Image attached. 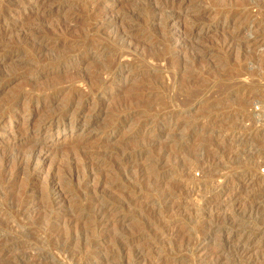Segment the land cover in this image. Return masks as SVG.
I'll return each instance as SVG.
<instances>
[{"label": "rangeland", "instance_id": "obj_1", "mask_svg": "<svg viewBox=\"0 0 264 264\" xmlns=\"http://www.w3.org/2000/svg\"><path fill=\"white\" fill-rule=\"evenodd\" d=\"M52 1L45 13H40L38 18L30 19L29 15L33 10L32 1L27 0L25 6L22 5V9L19 10L15 5L19 4V0H0V28L12 29V32H0V109H2L1 106H4L7 110L6 117L4 116L0 121V144L3 147L18 145V142L20 144L26 142L25 139H34L38 145V151H41V159L39 158L38 162L42 166V170L37 173V180L32 181L28 173L24 174L26 176L22 175L23 177L18 179L20 183L17 181L18 183L16 182L13 189L12 187L6 188L3 194L4 199L0 194V201L7 202L6 195L16 193V191L21 192L24 188L21 186L23 183L27 182L32 187L24 196V203L29 204L27 205V218H13L7 208H5L6 211L0 209L4 211L0 215V264H76L69 262L68 257L83 247H85L88 257L85 256L82 264H264V102L262 99L264 91V0H201L202 2L198 0L201 2L199 7L192 4L189 10L185 11L178 9L177 1L172 0ZM196 1L194 0L193 3ZM193 7L195 8L193 9ZM198 8L214 11L199 15ZM238 11L242 15H239L237 19L233 16ZM106 15L108 16L106 17ZM170 16L175 18L173 20L168 18V20L167 17ZM176 16H180V18L176 19ZM101 17L104 19L103 26L89 28L99 22ZM28 20L30 21L27 22ZM183 20L188 23L185 24ZM232 20L234 25L227 26ZM57 25L61 27L60 32H51V29ZM27 29L28 31H26ZM90 29L95 31L88 32L87 30ZM116 35L126 36V38L119 41ZM36 37L45 38L44 46L47 47L48 53L46 51L42 56L39 54L38 58L31 56V59H34L31 61L30 58H24L22 55L25 56L24 54L32 49L30 48L33 47L31 40ZM232 38L235 39L234 46L226 47L224 42ZM258 41H262L261 44H257ZM95 46H101L104 52L101 55H92L86 61L85 68L81 67L82 56L88 49ZM235 48L237 49L235 50ZM65 52L67 54L72 52L71 56L73 57L63 60L62 66L60 65L57 69L43 66L49 63L52 58ZM156 54L157 56H154ZM115 55L120 59L118 60ZM151 56L159 58L153 60ZM187 60L191 65L193 64L192 66L196 70L190 76V70L194 71V67L184 69L188 72V77L185 76L187 73L182 70V62L187 63ZM40 61L41 66L38 67ZM97 62L107 66L109 64V67L117 63L122 66L134 63L136 67L123 74L115 70L111 77L103 75L104 79L102 78V80H107V82L110 80V82L106 84L105 88H98L99 91L96 90L94 93V91L91 92L90 85H84L78 80L80 76H86V72L97 66ZM34 67L35 69H33ZM66 67L71 70L65 71ZM167 68H170V71ZM76 74L79 79L75 77ZM55 76L57 81H54ZM58 76H61V80L64 81L58 80ZM73 76L77 79L74 80ZM182 76L191 77L192 80H190L194 81L191 83L193 85L191 88L196 90L199 86L197 90L201 91L200 96L198 95L199 98L195 99L196 103L192 100V105L188 97L191 84H188V79L185 77L184 79ZM150 77L153 82L149 81ZM183 79L185 83L182 82ZM72 80L73 83H71ZM34 81H37L35 85L30 84ZM94 81L92 80V82ZM160 81L164 82L163 85L165 83L167 85L166 92H160V95L166 97L167 106L170 107L156 106L152 112H163L168 114L166 117L164 115L160 119L154 120L153 123H143L142 121H145L147 115L134 114L133 118L131 117L128 122L122 124L121 119L128 115L127 109L122 107L121 112L123 113L119 111L117 117L113 116L116 117V120L110 115L114 106H117L120 101L125 102L127 96L133 93L131 85L145 83L147 88L154 89L158 88L157 82ZM92 82L90 81V84ZM50 84L58 85L57 88L64 92L58 100L53 102V107H57L58 112L71 110L74 107L73 104L64 106L74 90L88 95L90 100L78 105L79 108L73 116L67 117L66 120L57 119V122L55 120L52 125L40 121L42 120L40 118L48 113L41 111L42 104L36 103L38 101L36 99L31 107L32 111H25L23 106L17 105V103L12 105L13 107H6L7 102L2 101L8 97L7 94L12 98L15 95L32 93V91L36 98H40L44 88ZM152 84L153 86H151ZM160 84L162 85V83ZM177 86L180 87L177 88ZM195 86L197 88H194ZM159 91L158 88L157 92ZM183 95L189 100L185 101ZM9 97L6 100L11 99ZM184 101L189 102V106L187 104L184 106ZM216 101L219 102L217 107L212 111H204L205 103ZM142 106L140 105L133 113ZM9 109L11 110L9 111ZM56 109L55 111H57ZM37 115L40 117L38 118ZM189 116L198 119L195 124V126L199 125L195 127L197 129L191 122L194 118L191 117V120ZM187 117L190 118V121ZM11 119L14 120L10 121ZM185 119L186 122L191 123L187 122L186 124ZM166 125H169L176 134L172 130L163 132ZM26 128L32 129V132L21 133ZM192 129L194 130L192 131ZM139 130L144 136L132 139L133 134ZM152 137L155 141L149 140ZM210 138H214V142L209 141ZM11 141H16L14 142L16 144ZM80 143L82 145L88 143L83 146L96 161L103 158L114 159L117 156L115 159L116 162L119 161L120 165L135 163L136 168L132 166L133 169H131L133 174L142 172L139 171L140 168L146 170L150 168L149 171H146L149 173L157 171L158 176L163 177L160 192L170 188L171 182L177 181L180 185H185L182 188L183 191L177 192V197L175 196L174 200L175 204H180V210L176 209L175 212L172 210L171 214L166 212L171 215L168 216L170 219L156 221L157 223H153L150 228L138 227L140 220H143L144 214L151 208V203L155 199V194L146 195L148 189L141 186L142 188L133 189L132 196L136 197L132 200L134 199L135 204H132L133 207L130 208L131 205L129 210L120 209L121 211L118 210L113 214L111 210H108L106 217L102 215L99 222H87V224L80 222V224L71 226L68 223L71 216L82 218L93 213V209L83 212L73 211L71 205L80 195L78 189L73 187L74 185L72 186L73 192L70 191L71 186L64 189L66 202L61 203L62 195L59 194L63 184L59 182V179H62V175H64V173L62 174L65 166L63 163L64 154ZM175 143L179 145L175 146ZM168 144H172L173 146H170L173 148L167 147ZM120 145L123 146V150L127 148L128 151L130 149L129 153H136L137 157L125 156L124 158L120 156L119 153L122 150ZM180 145H185L181 152L184 153L185 150L188 152L182 155L179 151L182 157L192 155L195 152V150L192 151L195 146H197L195 149L199 147L198 150H200L197 155L193 154L197 158L193 157L196 166L192 165L190 172L184 174L187 178L183 175L178 177L172 169V165L179 155L176 154V157H173L172 151L176 149L174 152L179 153L177 148ZM149 148L154 149L151 154L140 156L137 153L141 149ZM57 150L62 153V156L58 152L56 153ZM167 150L169 158L173 153L171 158L173 160L167 158L168 156L167 159L159 158ZM152 155L154 156L152 157ZM61 157L64 159L63 161H61ZM90 171L92 175L96 174L94 171ZM91 172L88 176H92ZM123 172L122 169L120 172L117 169L114 174L117 176H112L115 184L119 185L116 192L112 191L116 195H119V192L123 191L127 185L125 182L127 174ZM52 174H55L56 180L49 178ZM118 175H122V177ZM61 179L60 181L63 182ZM256 182L262 186V196L259 190L261 187L252 186ZM24 184L23 186H25ZM96 184L95 181L90 184L91 194L88 199L94 200L97 197L102 198V201L111 202L112 200V202L122 205L123 201L119 202L116 195H113L106 187H99L100 185L96 187ZM110 184L109 181L108 185ZM41 189L44 191L42 192ZM128 189L127 185L124 190ZM2 201L0 203L4 202ZM50 202L55 203L52 213H50L52 221L49 220V225H54L55 232L65 233L68 231L69 225L73 227L71 232L76 239L74 238L68 247H63L61 243L48 241V236L42 233L45 224L38 223L41 215L39 210L43 204L47 205ZM4 203L0 204L1 208L5 207ZM163 204L158 208L160 214L165 213L164 210H167L166 207L170 203ZM94 211L97 212V208L96 210L94 208ZM39 230L42 231L39 233ZM34 231H38L37 235H31L30 232ZM79 231H82V237L78 235ZM44 242H46L45 246ZM90 252L93 254H89ZM79 264L81 263L79 262Z\"/></svg>", "mask_w": 264, "mask_h": 264}, {"label": "bare ground", "instance_id": "obj_2", "mask_svg": "<svg viewBox=\"0 0 264 264\" xmlns=\"http://www.w3.org/2000/svg\"><path fill=\"white\" fill-rule=\"evenodd\" d=\"M26 1L27 0H19V4H15L16 6H18V8H19V10L20 9H22L21 7H22V5H24V4H26ZM28 1H32V7H33V10H32V12L30 13V15H29V17H30V19L31 18H38V16H39V14L40 13H45V11L50 7V4H52L51 2H53L52 0H28ZM171 1V0H170ZM172 1H177L176 2V6H177V8L178 9H180L181 11H185V10H189V8L191 7V5L192 4H196V6L195 7H199L200 6V4H201V0H199V1H201V2H199L198 0L195 2V3H193L194 2V0H172ZM226 1V0H225ZM258 1H261V0H258ZM18 2V1H17ZM211 2V1H210ZM29 5V4H28ZM150 5V4H149ZM148 5V6H149ZM25 6V5H24ZM101 6V5H100ZM99 6V7H100ZM146 6H147V4H146ZM194 6V5H193ZM151 7V6H150ZM149 7V8H150ZM154 7V10L156 11L157 9H156V6L154 5L153 6ZM152 7V8H153ZM158 7V6H157ZM195 7H193V9L195 8ZM25 8V7H24ZM100 9V8H99ZM214 10H210V9H203V8H198V10H197V12L199 13V15H205V14H208V13H212ZM240 11H242V10H240ZM172 15L173 14H175V13H171ZM239 15H242L241 13H239V11H238V13H235L234 14V16L233 17H235V18H237ZM247 15V14H246ZM27 16V15H26ZM108 15H106V17H107ZM246 17V16H245ZM112 18H113V16H112ZM174 19L175 17H172V16H170V17H167V19ZM180 18V16H176V19H179ZM239 18V17H238ZM237 18V19H238ZM1 19V18H0ZM114 19V18H113ZM115 19H116V17H115ZM166 19V20H167ZM168 19V20H169ZM183 19V18H182ZM25 20H27V19H25ZM99 20V19H98ZM30 20H28L27 22H29ZM103 21H104V19H103V17H101V20L99 21V22H97V23H94V25L93 26H91V27H89V28H94V27H99V26H103L104 24H103ZM162 21V20H161ZM184 21V20H183ZM94 22H96V21H94ZM170 22V21H169ZM184 23L185 24H187L188 22H185L184 21ZM23 24V23H22ZM25 24V23H24ZM93 24V23H92ZM233 26L234 24H233V20L232 21H230L228 24H227V26ZM198 26V25H197ZM20 27V26H19ZM18 27V28H19ZM15 28V27H14ZM17 28V27H16ZM88 28V27H87ZM86 28V29H87ZM96 29H98V28H96ZM12 29H8L7 27H2V28H0V32H7V31H11ZM60 30H61V27H59V25H57V26H54L52 29H51V32H60ZM95 31L94 29H90V30H87L88 32H91V31ZM14 31V30H13ZM26 31H28V29L26 30ZM30 31V30H29ZM86 31V32H87ZM92 31V32H93ZM12 32V31H11ZM23 32V31H22ZM47 32H50V31H47ZM128 36V35H127ZM35 38V37H34ZM116 38H119V41L120 40H123V39H125L126 38V36H121V37H119V35L117 36L116 35ZM28 39V38H27ZM30 39V38H29ZM28 39V40H29ZM31 39H33V38H31ZM45 38H43V37H36V39H34V40H31V44H33V47L31 46L30 48H32V49H29V51L28 52H26V54H24L25 56H23L22 54V57H26V58H30L31 59V56H36V58H38V56H39V54H41V56L43 55V53L45 52L46 53V49H47V47L46 46H44V42H45V40H44ZM34 41V42H33ZM117 42V41H116ZM234 42H235V39L234 38H232V39H230V40H228V41H225L224 43L226 44V47H230L231 45V47H233L234 46ZM261 42L262 41H258V43L257 44H261ZM91 44V43H90ZM89 44V45H90ZM224 45V44H223ZM223 47V46H222ZM225 47V48H226ZM61 48V47H60ZM201 48H202V46H201ZM204 48V47H203ZM224 48V47H223ZM238 48V47H237ZM237 48H235V50L237 49ZM77 49V48H76ZM227 50V49H226ZM56 52L58 51V50H55ZM70 51V50H69ZM72 51V50H71ZM76 51V50H75ZM68 52V51H67ZM74 52V51H73ZM76 52H78V51H76ZM104 52V50H103V48L101 47V46H95V47H91L90 49H88L86 52H85V54L82 56V60H81V62H80V64H81V67L83 66H85V63H86V61L87 60H89L91 57H92V55H101L102 53ZM24 53V52H23ZM47 53H48V51H47ZM66 53V52H65ZM65 53H61L62 55H58V56H56V57H54V58H52V60L51 61H49V63H47V64H45V65H43V66H48V67H52V68H56L57 69V67H59L60 65H61V62L63 61V60H67L68 58L69 59H72L71 57H73V56H71V53L72 52H69V54H65ZM108 53V52H107ZM111 53V52H110ZM55 54H57V53H55ZM77 54V53H76ZM20 55V56H21ZM45 55V54H44ZM72 55H74V54H72ZM107 55V54H106ZM116 56V55H115ZM121 56V55H120ZM123 56V55H122ZM154 56H157V54L156 55H154ZM154 56H151V58L153 59V60H156V59H158L159 57H154ZM160 56V55H159ZM200 56V55H199ZM18 57V56H17ZM76 57V56H75ZM79 57V56H78ZM104 57V56H103ZM150 57V56H149ZM149 57H147V58H149ZM204 57V56H203ZM33 58V57H32ZM35 58V57H34ZM102 58V57H101ZM116 58H117V56H116ZM156 58V59H155ZM171 58V57H170ZM198 58V57H197ZM196 58V59H197ZM118 59V58H117ZM120 59V58H119ZM118 59V60H119ZM172 59V58H171ZM199 59V58H198ZM198 59H197V61H198ZM201 59V58H200ZM203 59V58H202ZM32 60H34V59H31V61ZM38 60V59H37ZM115 60V59H114ZM185 62H186V60H184ZM182 62L183 64H182V70H183V72L185 73L186 72V70H187V67H190L191 68V66L193 65H191L190 64V62H189V64H188V62L187 63H185V62ZM194 61V60H193ZM38 62V61H37ZM36 62V63H37ZM78 62V61H77ZM112 62V61H111ZM169 62H170V60H169ZM172 62V61H171ZM40 63H41V61L39 62V66L38 67H40L41 65H40ZM100 63V62H99ZM108 63H109V61H108ZM114 63V62H113ZM195 63H197L196 62V60H195ZM38 64V63H37ZM44 64V63H43ZM97 64V66H95V67H93L91 70H89L88 72H86L85 74H87L86 76L84 75L83 77L82 76H80L79 78L77 77L78 76V74H79V72H80V69H79V71H77V73L78 74H76L75 75V77H77L79 80L78 81H81V82H83L84 83V85H90V87H91V92H93L94 91V93H96L95 91L96 90H98V88H101V87H106V84H108L109 82H110V80H109V82H107V80H105V81H103L102 80V78L104 79V76L103 75H108V76H110L111 77V75L112 74H114L113 72H115V70H117L118 72H120L121 74H123V73H125L126 71H131L132 70V68H134V67H136V66H134L135 64L133 63V65L131 64V65H121L120 63V65L117 63L116 65L115 64H113V66H110L109 67V64H108V66L105 64L104 65V63H100V64H98V62L96 63ZM111 64V63H110ZM181 65V64H180ZM180 65L178 66V68L180 67ZM42 66V67H43ZM62 66V65H61ZM171 66V65H170ZM196 67H197V65H195ZM37 67V68H38ZM168 67V66H167ZM192 67H194V66H192ZM78 68V67H77ZM85 68V67H84ZM33 69H35V67L33 68ZM46 69V68H45ZM168 69V68H167ZM170 69V68H169ZM168 69V70H169ZM172 69V68H171ZM184 69H186L185 71H184ZM12 70H15V69H12ZM37 70V69H36ZM62 71H63V69H61ZM69 70H71L69 67H66L65 68V71H69ZM60 71V70H59ZM170 71V70H169ZM168 71V72H169ZM177 70H175V72H176ZM192 71H193V69H192ZM191 70H190V72H191V74H190V76L191 75H193L194 74V72L196 71L195 70V67H194V71L192 72ZM16 73H18L17 71H15ZM14 72V73H15ZM64 72V71H63ZM76 72V71H75ZM172 72V71H171ZM10 73V72H9ZM14 73H12V74H14ZM170 73V72H169ZM172 73H174V72H172ZM177 73V72H176ZM187 73V75H185V76H187L188 77V72H186ZM24 74V73H23ZM27 74V73H26ZM181 74V73H180ZM10 75V74H9ZM19 75V74H18ZM60 75V74H59ZM81 75V74H80ZM83 75V74H82ZM174 75H175V73H174ZM173 75V76H174ZM184 75V74H183ZM14 76V75H13ZM31 76H32V74H31ZM61 76H63L64 77V75H62L61 74ZM61 76H58V80L60 79L61 80ZM69 76V75H68ZM184 76V77H185ZM66 77H67V75H66ZM65 77V78H66ZM72 77V76H71ZM74 77V76H73ZM73 78L74 80L75 79H77V78ZM89 77V78H88ZM183 77V76H182ZM183 77V78H184ZM32 78H34V77H32ZM38 78V77H37ZM57 77L55 76V79H54V81L56 80L57 81V79H56ZM68 78V77H67ZM116 78V77H115ZM114 78V79H115ZM175 78V77H174ZM186 78V77H185ZM184 78V79H185ZM193 78V77H192ZM12 79V78H11ZM31 79V78H30ZM64 79V78H63ZM110 79V78H109ZM145 79V78H144ZM147 79V78H146ZM184 79L182 80V82H184L185 83V81H184ZM186 79H188L187 81H188V84H191L192 82H194V81H191L192 79H191V77H189V78H186ZM191 79V80H190ZM193 79H195V78H193ZM66 80V79H65ZM69 80H71V79H69ZM92 80L94 81V82H92ZM119 80V79H118ZM151 80V77H150V79H149V81ZM153 80V79H152ZM151 80V81H152ZM196 80V79H195ZM32 81V80H31ZM53 81V82H54ZM61 81H64V80H61ZM90 81L92 82V84H90ZM145 81V80H144ZM155 81V80H154ZM163 81V80H162ZM180 81V80H179ZM37 81H34L33 83L31 82L30 84H34L35 85V83H36ZM52 82V83H53ZM67 82H70V81H67ZM81 82H80V84H81ZM146 82V81H145ZM153 82V81H152ZM198 81H196V83H197ZM55 83H57V82H55ZM60 83H62V82H60ZM71 83H73V80H72V82ZM144 83V82H143ZM142 83V84H143ZM148 83V82H147ZM160 83H162V85L160 84ZM163 83L164 82H157V86H158V88H159V92H157V90H158V88H156V91H154L155 90V88L154 89H151V87H149V88H147V84H143V85H131V86H133V93H131V94H129L128 96H127V99L125 100V102H122V101H120L118 104H117V106H114L113 108H112V114H110L112 117L113 116H116L117 115V113L120 111H122V107L124 108V109H127V113H128V115L124 118V119H121V123L122 124H124V123H126V122H128V120L129 119H131V117L133 118V115L134 114H139L140 116L142 115V114H145V115H147L146 117H145V121H142L143 123H153L154 122V120H158V119H160L162 116H164V117H166L167 115L166 114H164L163 112H152V111H154L155 110V107L157 106H166V107H170V106H167L168 104H167V100H166V97L165 96H163V97H161L162 95H160V92L161 93H164V92H166V89H168V88H166L167 87V85H166V83H165V85H163ZM180 83H181V81H180ZM179 83V84H180ZM195 83V85H197ZM64 84V83H63ZM111 84H112V82H111ZM139 84V83H138ZM150 84V83H149ZM154 84V83H153ZM153 84L151 85V86H153ZM155 84H156V82H155ZM186 84H187V82H186ZM185 84V85H186ZM187 84V85H188ZM198 84H199V82H198ZM33 85V86H34ZM37 85V84H36ZM61 85V84H60ZM59 85V86H60ZM186 85V86H187ZM192 85V84H191ZM190 85V89H192L191 91H190V89L188 90L189 91V98H190V103H191V105H192V103H193V101L195 102V99H198L199 97H198V95H199V93L201 92V91H199V90H197V89H199V86H198V88H197V86H195L194 88H197L196 90L194 89L193 90V88H191V87H193V85L191 86ZM200 85V84H199ZM73 86V85H72ZM75 86V85H74ZM180 86H182L181 84H180ZM180 86H177V88L178 87H180ZM30 87H31V85H30ZM46 87V86H45ZM58 87V85H55V84H50V85H48L46 88H44V90L42 91V96L40 97V98H36L35 96H34V92L32 91V93H29L28 92V94H21V95H15V96H13L12 98L11 97H9V94H7L8 95V97L9 98H11V99H9V100H2V101H6L5 103V106L6 107H13L12 105H15L16 103H17V105L19 104V105H22L23 106V109L25 110V111H28V110H31V109H33V108H31L32 107V105H33V103H35L34 101H35V99L36 100H38L36 103H38V104H42V110L41 111H44V112H47L48 114L47 115H45L44 117H41L40 119H42V120H40L42 123H49V124H53V122L56 120V122H57V119H61V120H66L67 119V117H70L71 115L73 116L74 115V113H76V110L79 108L78 107V105H80V104H83V102L84 103H86V101H88V100H90L89 99V96L88 95H85V94H83V92L81 93V92H79L78 90H74L73 91V93H71L72 95H70V97H69V99L67 100V103L66 102H64V103H66L64 106H67V105H69V104H73V108H71V110H66V111H63V112H58V110L56 109L57 107H55V109L57 110V111H55V109H54V107H53V102L55 101V100H58L59 99V97H61V95L64 93L63 92V90L62 89H58L57 88ZM185 87V86H184ZM184 87H183V90H184ZM37 88V87H36ZM71 88V87H70ZM73 88V87H72ZM186 88V87H185ZM31 89H32V87H31ZM35 89V88H34ZM21 90V89H20ZM30 90V89H29ZM179 90V89H178ZM181 90V89H180ZM186 90V89H185ZM18 91V90H17ZM34 91H36V90H34ZM41 91V90H40ZM40 91H38V92H40ZM65 91V90H64ZM99 91V90H98ZM97 91V92H98ZM150 91V92H149ZM164 91V92H163ZM187 91V90H186ZM187 91V92H188ZM15 92V91H14ZM23 92V91H22ZM67 92V91H66ZM65 92V93H66ZM147 92H149L148 94H147ZM168 92V91H167ZM18 93V92H17ZM27 93V92H26ZM182 93H183V91H182ZM5 94V93H4ZM14 94H16V93H14ZM177 94V93H176ZM180 94V93H179ZM1 95V94H0ZM36 95V94H35ZM67 95H68V93H67ZM187 95V94H186ZM177 97H178V94L176 95ZM200 96V95H199ZM67 97V96H66ZM169 97V96H168ZM167 97V98H168ZM171 97V96H170ZM174 97V96H173ZM180 97V96H179ZM187 97V96H186ZM198 97V98H197ZM5 98V97H4ZM183 98H184V95H183ZM183 98H181V99H183ZM61 99V98H60ZM185 99V101H187V100H189V99H187V98H184ZM187 99V100H186ZM172 100V99H171ZM177 100V99H176ZM193 100V101H192ZM60 101V100H59ZM169 101V100H168ZM173 101V100H172ZM175 101V100H174ZM183 101V100H182ZM184 101V106L187 104L188 106H189V102L187 103V102H185ZM197 101V100H196ZM215 101V100H214ZM176 103V102H175ZM196 103V102H195ZM56 104H57V102H56ZM115 104V105H116ZM142 106L140 109H138V111L137 112H135V113H133V111H135V110H137V108H139V106ZM173 105H175L174 104V102H173ZM182 105H183V103H182ZM219 105V102H208L207 104L205 103V105H204V111L205 112H208V111H212L215 107H217ZM179 106V105H178ZM98 107V106H97ZM166 107H164V109H166ZM174 107V106H173ZM176 107V106H175ZM174 107V108H175ZM187 107V106H186ZM191 107V106H190ZM1 108L3 109H0V121L3 119V117L6 115V112H7V110L5 109V107L3 106H1ZM154 108V109H153ZM12 109V108H11ZM11 109H9V111L11 110ZM62 109V108H61ZM68 109V108H67ZM96 109V108H95ZM95 109H93V110H95ZM177 109V108H176ZM2 110V111H1ZM98 110H100V109H98ZM173 110V109H172ZM180 110V109H179ZM202 110V109H201ZM24 111V112H25ZM32 111V110H31ZM165 111H167V109L165 110ZM30 112V111H29ZM95 112V111H94ZM168 112H169V110H168ZM171 112V111H170ZM121 113H123V112H121ZM125 113H126V111H125ZM151 113V114H150ZM8 114V113H7ZM190 114V113H189ZM40 116L42 115V114H39ZM109 115V116H110ZM174 115H175V113H174ZM39 116V117H40ZM195 116V115H194ZM194 116H191V117H193L194 118ZM6 117V116H5ZM37 117H38V115H37ZM38 117V118H39ZM117 117V116H116ZM115 117V118H116ZM190 117V116H189ZM190 117V118H191ZM86 118V117H85ZM114 118V117H113ZM114 118V119H115ZM119 118V117H118ZM188 118V117H187ZM190 118H188V120L190 119ZM10 119V118H9ZM112 119V118H111ZM113 119V120H114ZM5 120V119H4ZM12 120H14V119H11L10 121H12ZM39 120V119H38ZM116 120V119H115ZM170 120V119H169ZM191 120H192V118H191ZM197 118H194V120L193 121H191L192 123H193V127L195 128V127H197V126H199V125H197V126H195V124H196V122H197ZM119 121V120H118ZM190 121V120H189ZM130 122V121H129ZM141 122V123H142ZM185 122H186V119H185ZM188 122V121H187ZM187 122H186V124H187ZM191 122H188V124L189 123H191ZM41 123V124H42ZM108 123H109V120H108ZM113 123H114V121H113ZM112 123V124H113ZM169 123V122H168ZM180 123V122H179ZM184 123V122H183ZM111 124V123H110ZM185 124V123H184ZM183 124V125H184ZM198 124V123H197ZM3 125V124H2ZM48 125V124H47ZM26 126V125H25ZM114 126V125H113ZM116 126V125H115ZM175 126V125H174ZM187 126V125H186ZM188 126H191V125H188ZM31 127V126H30ZM29 127V128H30ZM143 127V126H142ZM141 127V128H142ZM181 127H183V126H181ZM104 128H106V127H104ZM177 128V127H176ZM179 128V127H178ZM107 129V128H106ZM189 129H190V127H189ZM195 129H197V128H195ZM21 130V129H20ZM32 130V129H31ZM30 129H28V128H26V129H23V131L21 132V133H23V134H29L30 133V131H31ZM109 130V129H108ZM171 128H170V126L169 125H166V126H164V128H163V132L164 131H166V132H171ZM194 129H192V131H193ZM13 131H15V130H13ZM161 131V132H162ZM172 131H174V130H172ZM32 132V131H31ZM38 132V131H37ZM175 132V131H174ZM189 132L191 133V131L189 130ZM196 132V131H195ZM12 133H14V132H12ZM190 133H187V134H190ZM194 133V132H193ZM17 134V133H16ZM175 134H176V132H175ZM192 134V133H191ZM33 135H35V134H33ZM37 135V134H36ZM174 135V134H173ZM16 136V135H15ZM14 136V137H15ZM17 136H19V134H17ZM16 136V137H17ZM21 136H23L22 134H21ZM25 136V135H24ZM144 136V134H142L141 132H140V130H139V132L137 131V132H135L134 134H133V136H132V139H138V138H141V137H143ZM30 137V136H29ZM33 137V136H32ZM35 137V136H34ZM37 137H38V135H37ZM173 137V136H172ZM197 137V136H196ZM19 138V137H18ZM40 138V137H39ZM153 138V137H152ZM149 139L150 141L152 140V141H155V139L153 138V139ZM175 138H177V137H175ZM179 138V137H178ZM192 138V137H191ZM202 138V137H201ZM201 138H199V139H201ZM11 139H12V137H11ZM10 139V140H11ZM14 139H16V138H14ZM37 139V138H36ZM174 139V138H173ZM179 139H182L181 137L179 138ZM179 139H177V140H179ZM213 139L214 138H210L209 139V141H211V142H214L213 141ZM18 140V139H17ZM186 140V139H185ZM185 140H184V142H185ZM194 140H195V138H194ZM193 140V141H194ZM12 141H13V139H12ZM11 141V142H12ZM25 141L26 142H24L23 144L21 143L20 144V142H18V145H6V146H1V144H0V194L1 195H3L4 194V192H5V190H6V188L7 189H9V187L11 188L12 187V189H13V186H15V184H17L19 181H18V179L20 178V177H23L22 175H24V174H27L28 173V175H30V177L32 178V181H35V180H37L36 179V176H37V173L39 172V170H42V166H40L39 165V162H38V160H39V158H40V153H41V151H38L39 150V148H38V145H37V143H35L34 142V139H32V138H29V139H25ZM176 141V140H175ZM182 141V140H181ZM187 141V140H186ZM200 141V140H199ZM14 142H16V141H14ZM14 142H12V143H14ZM88 142V141H87ZM79 143V142H78ZM125 144H126V142H124ZM171 143V142H170ZM180 143V142H179ZM191 143V142H190ZM218 143V142H217ZM14 144H16V143H14ZM86 145L88 144V143H85ZM85 144H83V145H85ZM178 144V143H177ZM176 143L174 144L175 146L177 145ZM81 143L80 144H77V146L75 145V147L73 148V149H71L70 151H67V153L66 152H64V153H66V154H64L65 155V157H63V158H65V160L64 159H62V157H61V161H63L64 160V162L63 163H65V166H64V171L62 172V174L64 173V175H62V179L61 180H63V182L62 181H60V179H59V182L62 184L61 185V187H60V191H59V194H61L62 195V197L60 198L61 199V203H63V202H66V198H65V193H64V189L66 190V188H68V187H70L71 188V190L70 191H72V186L73 187H76L77 189H78V191H79V198L77 199V200H75L74 201V204H72L71 205V208L73 209V211L74 210H77V211H88V210H91L92 211V209H93V213L95 212L94 211V208H95V210H96V208H97V212H95L94 214L93 213H90L91 215L93 214V216H91V215H85V216H83L82 218H74V217H70V219L68 220V223L72 226V225H75V224H77V223H79L80 224V222H82V224H87V222H99V219L101 218V216L103 215L104 217H106L105 215H106V213H108V210H111V213L113 214L114 212H118V210H129L128 208L133 204H135L134 202V199L132 200V198H134V197H136V196H132V192H133V189H136V188H138V187H141V186H145L147 189H148V192L146 193V195H148V194H155L154 196H155V199L152 201V203H151V211H150V209H148V211H150V212H148L147 211V213H145V211H144V216H143V220H140V222H139V225H138V227H141V228H150V227H152V225H153V223H157L156 221H161V219H167V218H169L171 215H168V214H166V212H170V214H171V211L173 210L174 212L175 211H177V210H180V204L178 203H174V202H176V201H174L175 200V196L177 197V192H180L181 190H182V188H184V186L185 185H180V183L179 182H171V187L170 188H168V189H166L165 191H161L160 192V186H161V180L163 179V177L162 176H158V174H157V171H155V172H152V173H149V172H146V171H149V169H142V168H140L139 169V171H142V172H139V173H132L131 171V169H133L132 168V166H134L135 165V163L134 162H131V164H121L120 165V163H119V161L117 160V162H116V157L113 159V158H107V159H104L103 158V156H102V160H100V161H96V159H94L93 157H92V155L90 154V152L89 151H87L86 150V147H84ZM123 145V144H122ZM122 145H120V146H122ZM170 145H172V144H170ZM169 144L167 145V147L168 146H170ZM179 145V144H178ZM124 146V145H123ZM123 146L121 147V149L123 148ZM173 146V145H172ZM172 146H170L171 148H173ZM184 146L185 145H180V146H178V148H177V151L179 152H181L182 151V149H184ZM188 146V145H187ZM40 147V146H39ZM125 147V146H124ZM192 147V146H191ZM197 146H195V148H196ZM41 148V147H40ZM44 148V147H43ZM153 148V147H152ZM166 148V147H165ZM170 148V149H171ZM174 148H176V147H174ZM194 147H193V149H192V151L193 150H195V152L194 153H192V151H191V149H190V151H191V153H192V155H189V154H187V155H189V157L187 156V157H185V156H183L182 157V155L186 152V153H188L186 150H185V152L183 153V152H181V154H180V152L179 153H175L174 151L176 150H174V151H172L173 153H171V157L169 158V154H168V150L165 152L164 151V153L162 154V157H159V158H162V159H167V158H169V159H171L172 158V154L174 155L173 157H176L175 155L176 154H179L176 158H178L177 160H176V162L172 165V169L175 171L174 173L175 174H177L178 175V177H180V175H183L184 176V174L186 173H189L190 171V169H191V167H192V165H194L195 164V160H193V157L195 156V158H196V155L198 154L197 152H199L200 150H198V148L197 149H195ZM69 149V148H68ZM127 149V148H126ZM125 148H124V150L122 151L121 150V152L119 153V155L120 156H122V157H124L125 158V156H129V157H137L136 156V153H134L133 154V152H131V153H129L130 152V149H129V151H128V149L126 150ZM41 150H42V148H41ZM117 150H119V148H117ZM116 150V151H117ZM134 150V149H133ZM132 150V151H133ZM173 150V149H172ZM188 150V149H187ZM43 151V150H42ZM128 151V152H127ZM154 151V149H151V148H149V149H147V150H140V151H138L137 153L138 154H140V156L141 155H143V156H146L147 154H151V152H153ZM171 151V150H170ZM169 151V152H170ZM176 151V152H177ZM201 151H202V149H201ZM58 152V150L56 151V153ZM61 152V151H60ZM196 153V155H193V154H195ZM58 154L60 155L61 154V156H62V153H59L58 152ZM113 154V153H112ZM168 154V155H167ZM63 155V156H64ZM115 155H116V153H115ZM118 155V156H119ZM133 155V156H132ZM105 156V155H104ZM113 156H114V154H113ZM154 155H152V157H153ZM168 156V157H167ZM181 156V157H180ZM110 157V156H109ZM152 157H150V158H152ZM167 157V158H166ZM119 158V157H118ZM127 158V157H126ZM156 158H157V156H156ZM194 158V159H195ZM41 159V158H40ZM121 159V158H120ZM130 159V158H129ZM158 159V158H157ZM157 159L155 160L156 162H157ZM197 159V158H196ZM127 160V159H126ZM150 160V159H149ZM171 160H173V159H171ZM175 160V159H174ZM133 161V160H132ZM151 161H153V160H151ZM154 161V162H155ZM161 161V160H160ZM164 161V160H163ZM154 162H153V165H154ZM155 162V164L157 165V163ZM62 163V162H61ZM197 163V162H196ZM58 164H60V163H58ZM64 165V164H63ZM121 166V167H120ZM138 166V165H137ZM195 166H196V164H195ZM119 167H120V169H119ZM135 167V166H134ZM136 168V167H135ZM135 168H134V170H135ZM147 168V167H146ZM160 168V167H159ZM194 168V167H193ZM196 168V167H195ZM117 169L119 170V172H120V170L122 169L124 172V174H127L126 175V183H127V185H128V187H129V189L127 190V191H125L124 189H126V187H127V185H126V187H124L123 188V191H120V189H119V195L117 194H114L112 191L113 190H115V192L117 191L116 189H118L119 187V185L118 184H115V181L112 179L113 177L112 176H117V175H114V174H116V171H117ZM171 169V170H172ZM57 170V169H56ZM90 170H92V171H94L96 174L95 175H92V172L90 171ZM133 170V171H134ZM60 171H62V170H60ZM136 171V170H135ZM134 171V172H135ZM138 171V170H137ZM189 171V172H188ZM56 172V171H55ZM89 172H91V174L90 175H92V176H88V174H89ZM264 173V172H263ZM49 174V173H48ZM118 174V173H117ZM55 175V174H54ZM53 174L51 175V177L49 176V178H52V179H55V176H54ZM57 175V174H56ZM24 176H26V175H24ZM118 176H121L122 177V175H118ZM184 177H186V176H184ZM190 177V176H189ZM30 178V179H31ZM187 178V177H186ZM57 179V178H56ZM55 179V180H56ZM116 179V178H115ZM119 179V178H118ZM26 180V179H25ZM24 180V182H26ZM27 180H28V178H27ZM120 180V179H119ZM124 180H125V178H124ZM189 180V179H188ZM191 180V179H190ZM18 181V182H17ZM93 181H95V183H97L95 186L97 187V185H100L99 187H106L109 191H111L112 193H113V195H116L115 197H118V199H119V202H120V200L121 201H123V202H121V204L122 205H118L116 202H112V200H111V202L110 201H102L101 199H99V198H97V197H95L96 199H88V198H90V194H91V192H90V184L93 182ZM109 181H110V185H108L109 184ZM116 181H118L117 179H116ZM192 181V180H191ZM17 182V183H16ZM22 182V181H21ZM47 182V181H46ZM51 182V181H50ZM49 182V183H50ZM53 182H55L54 180H53ZM58 182V183H59ZM119 182V181H118ZM117 182V183H118ZM124 182V183H125ZM186 182H187V180H186ZM190 182V181H189ZM20 183V182H19ZM36 183V182H35ZM125 183V184H126ZM262 183V182H261ZM24 184V183H23ZM23 184L21 185L22 187H24L23 188V190L21 191V192H17L16 191V193H11V194H7L6 195V200H7V202H5L4 200V205H5V207L3 206V208H1L0 207V209H4L5 211H6V209L5 208H7V210H9V213L10 214H12V216H13V218L14 217H16V218H18V217H26L27 215H26V213H27V211H28V208H27V205H29V204H25L24 203V196H25V194L26 193H28V190L30 189V184L28 185L27 184V182H26V184H24L25 186H23ZM44 184H46V183H44ZM43 184V185H44ZM120 184H121V182H120ZM32 185H34V184H32ZM50 185V184H49ZM48 185V186H49ZM18 186V185H17ZM36 186H38V185H36ZM252 186H257V187H261L259 190L261 191V196H262V186H261V184L260 183H258V182H256V183H254V185L252 184ZM22 187H21V189H22ZM39 187H42V186H39ZM39 187H37V188H39ZM44 187H45V189H46V186L44 185ZM44 187H42L43 189H44ZM169 187V186H168ZM32 188V187H31ZM35 188V187H34ZM105 188V189H106ZM142 188V187H141ZM144 188V187H143ZM14 189H15V187H14ZM99 189V188H98ZM104 189V190H105ZM122 189V188H121ZM18 190V189H17ZM48 190V189H47ZM46 190V191H47ZM50 190V189H49ZM96 190V189H95ZM11 191V190H10ZM31 191V190H30ZM39 191H40V189H39ZM38 191V192H39ZM41 191L43 192L44 190H42L41 189ZM69 191V190H68ZM183 191V190H182ZM37 192V193H38ZM42 192H40V193H42ZM73 192V191H72ZM72 192H71V194H72ZM80 192H83L82 194L80 193ZM95 192V191H94ZM97 192V191H96ZM45 193V192H44ZM70 193V192H69ZM77 194H78V192H76ZM75 193V194H76ZM107 193V192H106ZM109 193V192H108ZM135 193H136V191H135ZM134 193V194H135ZM68 194V193H67ZM42 195H43V193H42ZM42 195H40V196H42ZM72 196V195H71ZM145 196V195H144ZM73 197V196H72ZM78 197V196H77ZM1 198H2V196H1ZM38 198H40V197H38ZM75 198V197H74ZM2 199H4V195H3V198ZM0 201V202H1ZM114 201H116V200H114ZM118 201V200H117ZM134 201V202H133ZM37 202V201H36ZM49 202V201H48ZM53 202V201H52ZM52 202H50L49 204H47V205H42L41 206V204L40 205H38L39 207H40V210L39 211H41V215H40V218L38 219L39 220V222L38 223H41V222H43L45 225H43V232L42 233H45L47 236H48V241H51L52 243H61V245H63V247H68V245L70 244V243H72L73 241H74V234H73V232H71L72 231V229H73V227H71L70 225L68 226V231L67 232H65V233H56L55 232V230H54V225L53 226H51V225H49V223H50V221L49 220H51L50 218H51V216H50V213H52L51 211H52V207H53V205L55 204H53ZM166 202H169L170 204L166 207V209L167 210H164L165 211V213H163V214H160L159 213V206L161 205V204H163V203H166ZM3 203H0V204H3ZM69 203V202H68ZM116 203V204H115ZM168 204V203H167ZM133 205L130 207V208H132L133 207ZM164 205V204H163ZM181 205H182V203H181ZM29 207V206H28ZM165 207V206H164ZM39 209V208H38ZM163 209V208H162ZM177 209V210H176ZM120 210V211H121ZM71 211V210H70ZM172 211V212H173ZM4 211H2V210H0V215L3 213ZM43 212V213H42ZM40 213V212H39ZM38 213V214H39ZM110 213V212H109ZM166 214V215H165ZM251 214H252V212H251ZM260 214V213H259ZM52 215V214H51ZM70 215V214H69ZM111 215V214H110ZM66 216V215H65ZM102 216V217H103ZM169 216V217H168ZM172 216H174V215H172ZM253 216V215H252ZM260 216V215H259ZM8 217V216H7ZM27 218V217H26ZM170 219V218H169ZM172 219V218H171ZM13 220H15V219H13ZM13 220H12V223H14L13 222ZM27 220V219H26ZM29 220V219H28ZM33 220V219H32ZM173 220V219H172ZM7 221H9V220H7ZM52 221V220H51ZM166 221V220H165ZM177 221H179V220H177ZM10 222H11V219H10ZM36 222V223H37ZM170 222V221H169ZM35 223V222H34ZM98 224V223H97ZM57 226V225H56ZM42 230H39V233H40V231H42ZM30 233H32L31 235H37V233H38V231L36 232V231H34V232H30ZM78 235L80 236V237H82V231H79L78 232ZM76 239V238H75ZM80 239V238H79ZM45 243L46 242H44V246H45ZM92 243V242H91ZM49 245V244H48ZM47 245V246H48ZM90 245V244H89ZM123 245H124V243H123ZM262 249H263V247H262ZM89 254H93V253H89ZM85 256H87L88 257V253H86V251H85V247H83L82 249H80L79 251H75L72 255H70L68 258H69V262L71 261V263L72 262H74V263H76V264H79V262L82 264L83 263V261H84V258H85ZM52 264V263H51ZM98 264V263H97Z\"/></svg>", "mask_w": 264, "mask_h": 264}, {"label": "built area", "instance_id": "obj_3", "mask_svg": "<svg viewBox=\"0 0 264 264\" xmlns=\"http://www.w3.org/2000/svg\"><path fill=\"white\" fill-rule=\"evenodd\" d=\"M262 99H263V102H264V91H263ZM263 172H264V170H263Z\"/></svg>", "mask_w": 264, "mask_h": 264}]
</instances>
